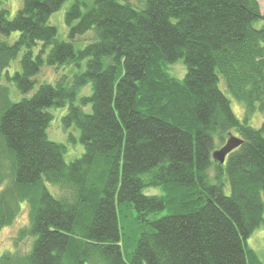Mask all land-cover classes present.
<instances>
[{
	"label": "trees",
	"instance_id": "trees-1",
	"mask_svg": "<svg viewBox=\"0 0 264 264\" xmlns=\"http://www.w3.org/2000/svg\"><path fill=\"white\" fill-rule=\"evenodd\" d=\"M66 1L23 0L13 18L0 8V35L16 34L0 39V232L22 203L28 218L0 264H264L246 244L264 213L258 1L94 0L82 12L74 0L62 41L48 20ZM88 32L92 41L76 51L73 41ZM20 52L21 70L9 75ZM177 61L182 79L168 72ZM44 63L85 69L71 86L43 83L13 102L2 81L25 94ZM88 84L90 95L74 104ZM67 103L63 128L74 126L84 148L70 163L46 136L45 108ZM255 111L259 128L248 123ZM229 135L243 143L220 165L212 153ZM123 246H132L127 256Z\"/></svg>",
	"mask_w": 264,
	"mask_h": 264
},
{
	"label": "rangeland",
	"instance_id": "rangeland-1",
	"mask_svg": "<svg viewBox=\"0 0 264 264\" xmlns=\"http://www.w3.org/2000/svg\"><path fill=\"white\" fill-rule=\"evenodd\" d=\"M83 5L81 6V11L84 12L87 7H89L94 0H79ZM145 0H131V3L136 6H142V2ZM260 6L261 13L264 14V0H257ZM23 0H0V8H5L8 10L9 18H13L17 12V10L21 7ZM74 0H68L61 8L54 12L48 20V23L51 26H54L57 30L56 38L62 41H68V27L66 25L65 14L68 9L72 6ZM144 3V2H143ZM264 26V21L259 20L254 23V27L259 29ZM16 37V34H12L10 37L6 38L0 35V39L12 42V40ZM93 39V33L88 32L81 37L76 38L73 41V47L75 50L83 49L88 43H90ZM40 44L33 50V54L36 56L38 54ZM23 52H20L17 58L11 63L8 73L9 75H13L15 72H20V58ZM85 69V64H81L80 67H77L75 64H62L49 66L47 64H43L40 69V72L35 76V84L33 88L27 93H21L16 90L13 86H10L9 83L4 79L2 81L3 85L9 86L10 88V97L13 102H17L21 98L30 97L38 88L40 84L46 83L55 85L56 83H61L65 86L73 85L74 76ZM169 74L177 79H182L185 75V68L182 66L180 61H177L175 64L168 66ZM219 89L226 95V97L230 101L231 109L234 115L242 120L244 117V110L241 104H239L226 90L225 84L221 79L219 82ZM90 84L80 86L76 92V98L73 101L74 104H79V99L83 96L90 95ZM68 103L63 107H48L45 108L47 112H49L52 116L49 125L46 129L47 139L51 142L62 144L65 146V151L63 153V159L66 163H70L73 160L79 158L84 152L83 145L80 143L79 139V131L74 127H68L66 129L63 128L61 118L67 112ZM83 110L88 112L90 110L89 107H83ZM262 115L255 111L251 117L249 118V125L253 128H259L262 123ZM232 135H235L232 133ZM236 136V135H235ZM220 148V147H219ZM47 190L55 197L59 196V191L56 186L51 184H45ZM150 193H156L155 190H148ZM226 193L229 192L228 187L225 189ZM28 223L27 218V205L26 203L21 204V213L14 220V222L5 228H3L0 232V256L7 252H14L15 243L14 239L18 230L25 226ZM31 240L23 242L18 245L20 250L28 251L31 248ZM247 246L252 249L260 262L264 263V213H263V222L257 227L252 234L246 240ZM132 246H130L127 250L125 246H123V255L127 256L128 253L131 252ZM128 251V253H127ZM125 253V254H124Z\"/></svg>",
	"mask_w": 264,
	"mask_h": 264
},
{
	"label": "water",
	"instance_id": "water-1",
	"mask_svg": "<svg viewBox=\"0 0 264 264\" xmlns=\"http://www.w3.org/2000/svg\"><path fill=\"white\" fill-rule=\"evenodd\" d=\"M242 143L243 141L240 138L229 135V138L226 140L225 144L220 149H217L213 152V160L218 162V164L223 165L228 154L238 148Z\"/></svg>",
	"mask_w": 264,
	"mask_h": 264
},
{
	"label": "bare ground",
	"instance_id": "bare-ground-1",
	"mask_svg": "<svg viewBox=\"0 0 264 264\" xmlns=\"http://www.w3.org/2000/svg\"><path fill=\"white\" fill-rule=\"evenodd\" d=\"M216 151V150H215ZM213 154V153H212ZM213 158V157H212Z\"/></svg>",
	"mask_w": 264,
	"mask_h": 264
}]
</instances>
